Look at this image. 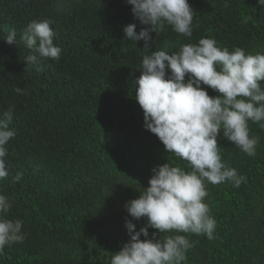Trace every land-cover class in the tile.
<instances>
[{
  "label": "trees",
  "instance_id": "1",
  "mask_svg": "<svg viewBox=\"0 0 264 264\" xmlns=\"http://www.w3.org/2000/svg\"><path fill=\"white\" fill-rule=\"evenodd\" d=\"M188 2L195 12L192 36L166 26L150 33L145 52L143 41L123 38L128 24L137 33L146 27L126 0H0V114L15 106L17 132L6 145L9 176L0 180V194L11 203L7 218L22 220L25 235L23 243L5 247L0 264H110L130 239L126 220L137 231L146 224L125 204L149 186L151 170L168 162L190 171L144 128L135 99L143 56L201 38L230 51L264 52V11L257 0ZM43 19L53 21L60 59L27 65L32 52L20 37L31 21ZM9 29L17 34L12 45L5 41ZM249 128L260 137L251 157L218 135L222 161L247 183L206 185L215 238L179 233L195 242L184 264H264V129L251 121ZM17 173L22 179L13 182ZM148 231L149 239L162 235Z\"/></svg>",
  "mask_w": 264,
  "mask_h": 264
},
{
  "label": "clouds",
  "instance_id": "2",
  "mask_svg": "<svg viewBox=\"0 0 264 264\" xmlns=\"http://www.w3.org/2000/svg\"><path fill=\"white\" fill-rule=\"evenodd\" d=\"M135 23L123 28L124 39L143 41L148 52L152 37L166 26L184 37H191L195 12L188 0H126ZM227 6V5H225ZM264 11V0H257ZM49 19L31 21L20 39L31 50L26 64L38 66L41 58L59 61L61 48L54 44L55 32ZM15 29L5 41L16 42ZM37 70L39 68L37 67ZM141 74L136 80L135 99L143 110L144 128L158 137L165 150L188 162L190 171L164 163L154 167L148 187L139 198L125 204L136 221L146 218L139 231L132 220L125 227L130 239L111 256L110 264H184L187 252L195 246L187 235L215 238L216 220L204 202L206 185L231 183L239 188L247 177L222 161L218 135L248 156L256 154L260 137L251 135L249 121L264 129V52H245L241 47L218 46L215 38L182 44L178 51L156 50L143 56ZM187 77V80H186ZM218 92L209 96L201 87ZM18 94L25 90L16 88ZM15 106L0 114V180L9 176V141L17 135L12 127ZM22 173L13 177L19 182ZM11 203L0 194V255L6 246L23 243V222L9 219ZM152 233L149 239L148 229ZM145 239L141 240V237Z\"/></svg>",
  "mask_w": 264,
  "mask_h": 264
}]
</instances>
